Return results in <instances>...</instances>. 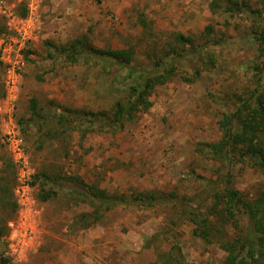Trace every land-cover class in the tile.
Segmentation results:
<instances>
[{
	"label": "rangeland",
	"instance_id": "1",
	"mask_svg": "<svg viewBox=\"0 0 264 264\" xmlns=\"http://www.w3.org/2000/svg\"><path fill=\"white\" fill-rule=\"evenodd\" d=\"M214 1L0 0V38L14 35L8 23L23 9L34 27L22 51L20 89L7 109L0 81V264H224L220 243L237 230L220 218L223 204H216L213 191L226 186L229 169L231 187L254 200L264 192V166L235 159L223 167L196 147L218 141L222 115L246 101L254 105L258 85L264 88V2ZM179 34L188 41H179ZM76 41L83 51L131 50L122 64L135 72L86 54L72 63L67 53ZM167 66L170 73L147 96L150 106L122 130L83 134L85 118L111 117L116 101L132 99L130 86ZM18 119L25 120L29 172L38 176L30 177L34 185L22 199L15 192L16 157L3 140L7 127H19ZM260 138L264 147V128ZM53 179L60 187L41 201ZM95 190L128 204L102 208L96 222L78 228L72 222L97 206L81 193ZM145 193H155L158 202L134 204ZM174 202L201 209L212 227L211 243L194 235L188 218L179 219ZM237 222L240 231L247 228L244 216ZM27 229L32 239L21 245ZM174 243L182 260L172 252Z\"/></svg>",
	"mask_w": 264,
	"mask_h": 264
},
{
	"label": "trees",
	"instance_id": "2",
	"mask_svg": "<svg viewBox=\"0 0 264 264\" xmlns=\"http://www.w3.org/2000/svg\"><path fill=\"white\" fill-rule=\"evenodd\" d=\"M262 1L264 2V0ZM214 4H216V0L213 2V5ZM216 8L219 9L221 7ZM221 9L224 11H231V8H228L229 10L226 8ZM210 10L214 13L216 9L211 5ZM26 13L27 11L23 9L22 13L19 15L20 18H24ZM206 30L209 31V28H206ZM177 39L182 42L188 41V38H185L180 34L177 36ZM82 47H84V45L79 41H76V43L70 47L67 57L72 63L78 62L82 56H85V54L88 57L99 59V62L104 63V66L110 62L113 64L119 62L120 66H124V64H128L130 61L129 54L131 50H94V52H92L90 49L83 51ZM199 54V56H201L202 51ZM208 61L211 62V64L213 63L211 57H209ZM84 62L87 63V59ZM126 68H128L129 75L135 72V68ZM1 71L0 75L5 71L3 66ZM163 72L164 73L154 74L152 76L148 75L139 85L130 86L132 99L130 100L129 98L125 103L116 101L111 117L106 118L104 116H98L96 113H92V117L85 118L88 125L85 124L84 128H82L83 134L85 135L88 130H109L111 132L122 130L125 127V123L131 121L135 112L141 109L145 110L150 106V101H148L147 96L155 85L160 84L165 80V72L170 73L168 66L167 68L164 67ZM199 73V71L194 72L193 80L195 77H199ZM185 80L191 81L192 78H186ZM255 92L256 103L251 105L246 101L236 109V111L223 114L222 119L219 121V127L221 130L220 139L211 143H199L196 147V152L219 162L223 167H231L235 162V159H237L236 161H246L247 164L254 166H264V147L261 144L262 140L260 138V132L264 128V88H262L261 85H258ZM35 107L36 101L32 99L31 109L34 110ZM64 122H66V126H69L71 130L79 129L78 127L71 125L67 120ZM71 122H73V118L71 119ZM17 123L21 128L19 129L18 127L21 135V132L24 133L26 130L25 127H23L25 120L18 119ZM66 130L69 129H56L52 131L51 136L56 138L60 133H63ZM31 176L34 180L38 177L37 175ZM230 179L229 169H227L225 178L226 186L221 190L213 191L216 204H223V209L220 210V218L226 219L224 222L227 223V225L230 224L233 229L237 230V234L235 233V235L226 239L224 243H220V248L226 253L224 264H259L264 257V192L254 200H245L240 196V193L236 189L231 187ZM73 180L79 181L77 177ZM55 181L56 180L53 179L51 184ZM30 185H34L32 180ZM53 185L50 186V189H48L46 193L40 192L39 198L41 201L48 200L56 193L55 189L60 187L57 184H55V186ZM81 194L87 196L89 200L93 202L96 201L97 206L94 207L91 214L81 215L78 219L72 222L73 225H77L78 228H84L89 224L96 222V220L102 215V208L108 210L115 205L128 204V201H125L124 199L107 196L104 190H95L91 193H87L86 191ZM172 196L175 195L173 194ZM158 200L159 197L155 193L139 194L133 198L134 204L138 206H154ZM174 204L175 208H178L179 219L188 218V220L194 225V235L201 238L206 243H211L212 227H209L210 221L208 220V217L202 213L201 209L189 204H186L185 207L183 205L177 206L176 202H174ZM13 207L16 208L15 201ZM241 216H244L248 220L247 228L244 231L238 229L237 219ZM158 236L159 235L157 234L151 238H157ZM144 246L146 247L147 245ZM171 249L178 258H182L180 255V247L176 243L172 245Z\"/></svg>",
	"mask_w": 264,
	"mask_h": 264
},
{
	"label": "built area",
	"instance_id": "3",
	"mask_svg": "<svg viewBox=\"0 0 264 264\" xmlns=\"http://www.w3.org/2000/svg\"><path fill=\"white\" fill-rule=\"evenodd\" d=\"M33 21L30 17L17 18L12 17L10 20V28L12 29L13 36H3L0 38V64L4 67V73L1 75V83L3 85L5 95V108L16 101V95L20 89V74L24 67L22 51L25 49L27 41L31 39L34 31ZM19 37V40L14 38ZM3 140L8 150L16 157V164L19 167L16 176V196L22 199L26 191L31 187L28 163L24 157L23 140L16 125L7 127L3 132ZM26 219L21 217L20 225L24 224ZM25 229V228H24ZM32 230V229H31ZM21 232V231H20ZM22 235V232H21ZM30 229L26 231L24 238L19 240V243L25 244V241L31 240ZM18 243V244H19ZM19 244V245H20Z\"/></svg>",
	"mask_w": 264,
	"mask_h": 264
}]
</instances>
